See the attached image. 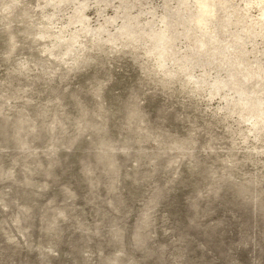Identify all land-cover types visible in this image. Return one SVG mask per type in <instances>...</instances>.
<instances>
[{"label":"rangeland","instance_id":"374dc122","mask_svg":"<svg viewBox=\"0 0 264 264\" xmlns=\"http://www.w3.org/2000/svg\"><path fill=\"white\" fill-rule=\"evenodd\" d=\"M0 264H264V0H0Z\"/></svg>","mask_w":264,"mask_h":264}]
</instances>
